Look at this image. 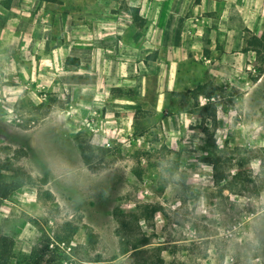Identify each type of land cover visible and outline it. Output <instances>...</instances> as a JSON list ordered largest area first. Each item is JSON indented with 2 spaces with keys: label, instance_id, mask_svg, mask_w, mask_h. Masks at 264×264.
I'll use <instances>...</instances> for the list:
<instances>
[{
  "label": "rangeland",
  "instance_id": "rangeland-1",
  "mask_svg": "<svg viewBox=\"0 0 264 264\" xmlns=\"http://www.w3.org/2000/svg\"><path fill=\"white\" fill-rule=\"evenodd\" d=\"M24 1L1 0L0 43ZM201 19L188 34L200 53L176 77L147 78L144 97L124 89L141 108L112 149L70 116L68 95L37 86L39 104L8 100L23 84L0 76V184L19 186L0 236L15 238L14 264L34 251L41 264H264V53L237 45L242 16Z\"/></svg>",
  "mask_w": 264,
  "mask_h": 264
},
{
  "label": "crops",
  "instance_id": "crops-1",
  "mask_svg": "<svg viewBox=\"0 0 264 264\" xmlns=\"http://www.w3.org/2000/svg\"><path fill=\"white\" fill-rule=\"evenodd\" d=\"M28 2L18 11L17 27H5L9 37L0 43L6 44L1 53L7 59L0 76L18 77L23 86L12 93L6 88L1 95L39 104L35 87L41 86L68 95L73 118L95 117L100 125L107 117L105 128L123 135H130L128 126H133L141 108L124 89L144 97L147 78L176 77L177 65L188 61L190 53H200L196 47L200 40L193 41L188 34H201L198 20L204 14L242 16L238 46L244 45L243 29L261 37L264 23V0H126L129 8L138 9V22L128 9L117 6L112 12L105 0H34L32 10ZM245 15L257 18L245 20ZM225 32V48H231L235 32L227 28ZM102 136L95 133V140L102 141Z\"/></svg>",
  "mask_w": 264,
  "mask_h": 264
},
{
  "label": "trees",
  "instance_id": "trees-1",
  "mask_svg": "<svg viewBox=\"0 0 264 264\" xmlns=\"http://www.w3.org/2000/svg\"><path fill=\"white\" fill-rule=\"evenodd\" d=\"M128 10L133 14L135 22H138L140 20L138 9L128 8ZM246 33L250 35H245L244 37V51H259L264 53V34L258 37L253 35L249 30H246ZM67 62H70V59ZM84 162L86 165L90 164V160L87 157L84 158ZM18 189L19 186L15 184H0V204L3 201L9 200ZM15 247L16 240L13 236L7 234L0 236V264H14ZM39 255V251H34L16 264H41Z\"/></svg>",
  "mask_w": 264,
  "mask_h": 264
},
{
  "label": "built area",
  "instance_id": "built-area-1",
  "mask_svg": "<svg viewBox=\"0 0 264 264\" xmlns=\"http://www.w3.org/2000/svg\"><path fill=\"white\" fill-rule=\"evenodd\" d=\"M114 122V121H112ZM85 126L90 128L96 134H103V139L101 141L103 149H112L115 146V141L119 140L122 142L127 141L129 138L127 135L121 134L120 130L116 128L106 129L105 125L109 123L107 117H104L103 122L99 125L95 117H89L84 121Z\"/></svg>",
  "mask_w": 264,
  "mask_h": 264
}]
</instances>
